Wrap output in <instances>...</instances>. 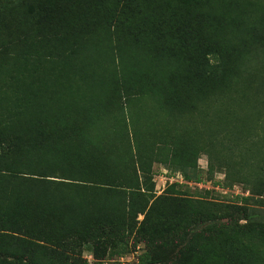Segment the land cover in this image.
Listing matches in <instances>:
<instances>
[{"label":"trees","instance_id":"trees-1","mask_svg":"<svg viewBox=\"0 0 264 264\" xmlns=\"http://www.w3.org/2000/svg\"><path fill=\"white\" fill-rule=\"evenodd\" d=\"M254 8L0 0V264H90L85 250L106 264L110 250L141 243L143 264H264V222L237 221L250 218L249 197L221 215L179 182L157 195L154 173L159 163L189 184L213 149L186 115L254 87L251 64L264 55ZM252 176L264 192V166Z\"/></svg>","mask_w":264,"mask_h":264},{"label":"rangeland","instance_id":"rangeland-1","mask_svg":"<svg viewBox=\"0 0 264 264\" xmlns=\"http://www.w3.org/2000/svg\"><path fill=\"white\" fill-rule=\"evenodd\" d=\"M245 1L249 5L253 3L255 10L264 12V0ZM1 5L8 12V4L2 2ZM251 68L257 77L252 89L239 86L227 98L212 99L209 104L200 106V112L191 117L186 115L184 120L190 134L196 136L200 144L213 149V153L212 159L207 152L200 153L197 168L190 171L192 181L183 183L186 186L182 193L209 203L212 210L221 215L227 213L228 206L235 203L237 196L249 197L248 203L241 201L240 205L247 207L250 218L237 216L238 225L264 222V192L256 185L252 192L254 184L249 187L246 183L264 166V55H260ZM144 104L152 103L146 101ZM210 163H213V169H210ZM226 165L234 168L232 170L239 176L226 180ZM154 173L157 195H161L172 184L166 178L170 172L164 165L156 163ZM197 177L203 181L198 182ZM224 181L230 185L228 188L217 186ZM114 251L108 252L106 264H143L140 259L145 253L144 243L126 254L117 255ZM83 257L90 264L95 261L90 250H85Z\"/></svg>","mask_w":264,"mask_h":264},{"label":"built area","instance_id":"built-area-1","mask_svg":"<svg viewBox=\"0 0 264 264\" xmlns=\"http://www.w3.org/2000/svg\"><path fill=\"white\" fill-rule=\"evenodd\" d=\"M170 183L179 182V183H187L182 174L178 173L175 177H167ZM121 261H124L122 258Z\"/></svg>","mask_w":264,"mask_h":264},{"label":"crops","instance_id":"crops-1","mask_svg":"<svg viewBox=\"0 0 264 264\" xmlns=\"http://www.w3.org/2000/svg\"><path fill=\"white\" fill-rule=\"evenodd\" d=\"M167 178V177H166Z\"/></svg>","mask_w":264,"mask_h":264}]
</instances>
